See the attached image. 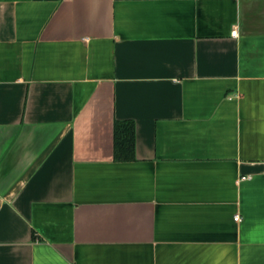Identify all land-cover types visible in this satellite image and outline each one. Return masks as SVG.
Segmentation results:
<instances>
[{"label":"crops","instance_id":"obj_1","mask_svg":"<svg viewBox=\"0 0 264 264\" xmlns=\"http://www.w3.org/2000/svg\"><path fill=\"white\" fill-rule=\"evenodd\" d=\"M0 264H264V0H0Z\"/></svg>","mask_w":264,"mask_h":264},{"label":"trees","instance_id":"obj_2","mask_svg":"<svg viewBox=\"0 0 264 264\" xmlns=\"http://www.w3.org/2000/svg\"><path fill=\"white\" fill-rule=\"evenodd\" d=\"M135 125L132 121H117L115 125V155L117 160L135 157Z\"/></svg>","mask_w":264,"mask_h":264},{"label":"built area","instance_id":"obj_3","mask_svg":"<svg viewBox=\"0 0 264 264\" xmlns=\"http://www.w3.org/2000/svg\"><path fill=\"white\" fill-rule=\"evenodd\" d=\"M232 35L233 36H237V31L232 32ZM235 219L238 221L239 220V216H236Z\"/></svg>","mask_w":264,"mask_h":264}]
</instances>
